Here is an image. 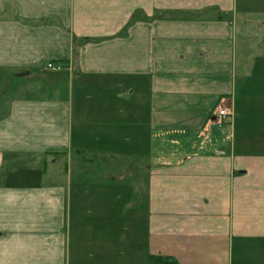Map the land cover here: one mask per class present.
<instances>
[{
  "label": "crops",
  "instance_id": "1",
  "mask_svg": "<svg viewBox=\"0 0 264 264\" xmlns=\"http://www.w3.org/2000/svg\"><path fill=\"white\" fill-rule=\"evenodd\" d=\"M258 6L0 0V264L73 263L68 204L80 187L71 167L66 181L52 167L87 166L91 152L128 168L82 191L125 200L111 212L144 225L148 256L245 264L264 246V33L250 64L236 39ZM220 107L233 117L221 121ZM131 200L142 203L124 213Z\"/></svg>",
  "mask_w": 264,
  "mask_h": 264
},
{
  "label": "rangeland",
  "instance_id": "2",
  "mask_svg": "<svg viewBox=\"0 0 264 264\" xmlns=\"http://www.w3.org/2000/svg\"><path fill=\"white\" fill-rule=\"evenodd\" d=\"M264 9V7H257ZM257 14L245 17L243 21L239 19L236 25L237 54L240 60L244 58L248 63H252L256 55L263 52L261 40L264 33V26L255 31H246L245 27L256 29L258 22L263 20L264 15ZM242 17V16H240ZM246 21V23H245ZM250 21V22H248ZM253 33L248 42L247 35ZM106 153L105 155H107ZM87 159L95 161L92 164H69L68 160L59 158L52 169L57 168L66 178V167H71V176L76 187H80L69 198V236L71 237L70 254L73 257L72 264H171L168 259L148 256L145 236L142 232L144 225H136L131 215H123V220L116 223L117 215H113L111 210L115 205H121L114 198L115 192L110 193L111 198H99V189L105 190L109 185L106 181L117 177L116 175L127 170L128 167L117 163L116 160L108 156L99 157L98 153L86 154ZM97 156V157H96ZM75 157V156H74ZM106 157V158H105ZM70 165V166H69ZM41 170V161L37 168ZM78 181V182H77ZM82 181V182H81ZM85 183V184H84ZM92 184V190L101 187L97 191H92L88 196L83 187ZM94 186V188H93ZM95 197V198H94ZM100 200V202H99ZM98 201L99 204L95 205ZM132 202V203H131ZM129 205H125L124 213H130L133 206L141 205L140 200H131ZM134 216V215H133ZM117 218V219H116ZM142 218V216H141ZM139 217V220L141 219ZM139 223V222H138ZM121 224V225H120ZM122 227V228H121ZM255 252H250L245 264H264V246H251ZM147 249V250H146ZM148 256V257H147Z\"/></svg>",
  "mask_w": 264,
  "mask_h": 264
},
{
  "label": "built area",
  "instance_id": "3",
  "mask_svg": "<svg viewBox=\"0 0 264 264\" xmlns=\"http://www.w3.org/2000/svg\"><path fill=\"white\" fill-rule=\"evenodd\" d=\"M48 69H51L53 71H60L61 68L59 66H55L53 64H48L47 65ZM233 113L232 110L230 108L227 107H220L218 108V116L222 119V120H228L232 117Z\"/></svg>",
  "mask_w": 264,
  "mask_h": 264
},
{
  "label": "water",
  "instance_id": "4",
  "mask_svg": "<svg viewBox=\"0 0 264 264\" xmlns=\"http://www.w3.org/2000/svg\"><path fill=\"white\" fill-rule=\"evenodd\" d=\"M22 75H26V74H22Z\"/></svg>",
  "mask_w": 264,
  "mask_h": 264
}]
</instances>
